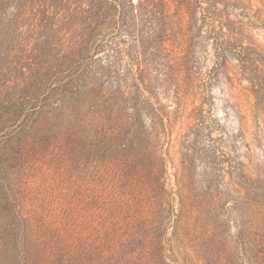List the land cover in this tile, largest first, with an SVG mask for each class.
Here are the masks:
<instances>
[{
    "label": "trees",
    "instance_id": "16d2710c",
    "mask_svg": "<svg viewBox=\"0 0 264 264\" xmlns=\"http://www.w3.org/2000/svg\"><path fill=\"white\" fill-rule=\"evenodd\" d=\"M228 7L0 0L3 264H264V169L234 163L198 97V46L218 70L241 40Z\"/></svg>",
    "mask_w": 264,
    "mask_h": 264
},
{
    "label": "rangeland",
    "instance_id": "374dc122",
    "mask_svg": "<svg viewBox=\"0 0 264 264\" xmlns=\"http://www.w3.org/2000/svg\"><path fill=\"white\" fill-rule=\"evenodd\" d=\"M228 5L231 19L239 27L241 40L235 49L231 48L226 64L218 70L214 69L215 52L211 43L198 46L200 58L196 65L202 72L198 97H203L202 108L211 114L216 125L212 137H220L221 145L230 150L229 157L234 163H243L248 174L254 177L257 171L264 169V103L257 102L251 91L242 61L255 59L260 75L264 73V0H228ZM253 73L257 77V68ZM200 102L198 98L195 105L200 107ZM164 103L169 109L174 106L170 101ZM192 108L186 106L173 127L170 151L176 164L181 159L183 136L193 123L189 118ZM2 254L5 258L12 256L14 251L5 249ZM3 263L4 259L0 258V264Z\"/></svg>",
    "mask_w": 264,
    "mask_h": 264
}]
</instances>
